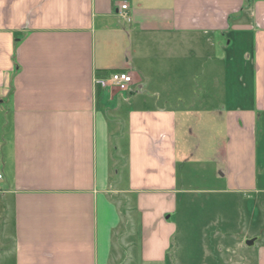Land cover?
I'll list each match as a JSON object with an SVG mask.
<instances>
[{"label":"crops","instance_id":"obj_1","mask_svg":"<svg viewBox=\"0 0 264 264\" xmlns=\"http://www.w3.org/2000/svg\"><path fill=\"white\" fill-rule=\"evenodd\" d=\"M116 71L127 90L98 84ZM205 123L264 264V0H0V264H113L133 212L167 264Z\"/></svg>","mask_w":264,"mask_h":264},{"label":"rangeland","instance_id":"obj_2","mask_svg":"<svg viewBox=\"0 0 264 264\" xmlns=\"http://www.w3.org/2000/svg\"><path fill=\"white\" fill-rule=\"evenodd\" d=\"M218 37L222 42L231 39L230 36L221 34ZM202 82L206 89L214 87L211 79H203ZM219 82L218 86L222 87L226 80L220 76ZM108 87L115 92L119 90L115 86ZM209 128L212 127L206 123L202 127H196V135L190 138L191 143L192 140L194 143L193 153L199 158V162L188 165V175L186 178L183 176L182 187H187L189 193H182L179 210L171 217L176 230L170 241L167 264H256L260 242L255 246H248L245 233L258 229L259 214L262 212L259 213V206H248L243 192L239 195L219 190L223 189L222 178L215 181L210 178L212 175H207V170H212L209 167L215 169L211 163L206 168L209 163L206 157L213 154V149H210V142L204 141L202 136L213 137ZM213 128L220 131V126L215 125ZM262 173L264 174V168ZM256 208L257 221L253 222L250 217L254 215ZM138 227L139 217L133 212L128 224V236L124 239V245L128 248L126 250L129 251L131 246V251L127 255L114 256L113 264H141L137 254Z\"/></svg>","mask_w":264,"mask_h":264},{"label":"built area","instance_id":"obj_3","mask_svg":"<svg viewBox=\"0 0 264 264\" xmlns=\"http://www.w3.org/2000/svg\"><path fill=\"white\" fill-rule=\"evenodd\" d=\"M128 9V4L123 3L121 5L120 15L125 20L130 21V16L126 11ZM133 79L132 76L125 71L113 72L108 78L98 80V84L102 86H115L120 90H127L130 87ZM3 179V173L0 168V180Z\"/></svg>","mask_w":264,"mask_h":264},{"label":"water","instance_id":"obj_4","mask_svg":"<svg viewBox=\"0 0 264 264\" xmlns=\"http://www.w3.org/2000/svg\"><path fill=\"white\" fill-rule=\"evenodd\" d=\"M257 240V237L249 238L246 240V244L248 246H253L255 244V241Z\"/></svg>","mask_w":264,"mask_h":264}]
</instances>
